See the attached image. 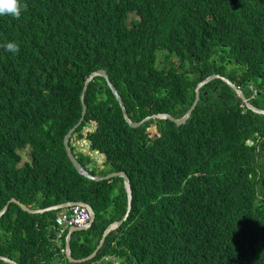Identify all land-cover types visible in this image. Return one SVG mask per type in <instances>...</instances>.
<instances>
[{
  "label": "trees",
  "instance_id": "obj_1",
  "mask_svg": "<svg viewBox=\"0 0 264 264\" xmlns=\"http://www.w3.org/2000/svg\"><path fill=\"white\" fill-rule=\"evenodd\" d=\"M21 3L19 19L0 16V209L12 197L30 208L88 203L95 220L70 235V255L82 258L127 205L120 177L90 180L64 149L86 77L103 68L133 121L182 116L200 79L217 73L232 80L238 67L264 92V0ZM8 42L19 45L17 54L2 47ZM199 93L185 123L158 119L153 132L152 119L129 127L104 78L94 76L69 145L74 150L73 140L97 122L85 138L105 155V167L89 172L127 174L128 217L93 259L71 263L63 251L67 230L56 237L60 210L33 214L10 203L0 217V255L19 264H264V116L240 107L221 79ZM23 148L30 161L20 165ZM77 153L81 165L93 161Z\"/></svg>",
  "mask_w": 264,
  "mask_h": 264
},
{
  "label": "water",
  "instance_id": "obj_2",
  "mask_svg": "<svg viewBox=\"0 0 264 264\" xmlns=\"http://www.w3.org/2000/svg\"><path fill=\"white\" fill-rule=\"evenodd\" d=\"M93 76H101L104 78L106 84L108 85V87L111 89V91L113 92V95H115V98L121 108L122 111V116L125 120V122L129 125V127L131 128H137L140 125H142L145 121L153 118V119H169L170 121L174 122L176 125H181L183 123L186 122V120L189 118L192 110L195 108L196 104L198 103L199 99H200V93H199V89L206 83H208L209 81L213 80V79H221L222 81H224L226 84H228L231 89L235 92L236 96L239 98V100L243 103L244 107L246 109H249L250 111L259 114V115H263L264 114V109H260L255 107L254 105H252L248 98L244 95V93L233 83L231 82L229 79H227L224 76H221L217 73H211L210 75H208L207 77L199 80L194 88V92H195V97L191 103V105L189 106V108L186 110V112L179 118H175L173 116H171L170 114L167 113H157V114H152V115H148L145 116L144 118L138 120V121H133L131 120L128 115L127 112L125 110L123 101L120 97V95L118 94L116 88L112 85L110 78L108 76V74L106 73V71L104 69H97L93 72H91L90 76L87 78L86 82L83 85L81 94H80V102H81V116L79 117L78 121L67 131V133L64 135L63 137V145H64V149L66 151V155L69 159V161L72 163L73 167L76 169V171L83 175L84 177L90 179V180H94V181H101V180H110L111 178L114 177H120L123 180V186L125 188L126 194H127V205H126V211L125 214L121 217V219L116 220L111 222L110 224L107 225V227L104 229L102 236L98 242V244L96 245V247L93 249V251L82 258H73L70 255V234L74 231H78V230H86L88 229L91 224L93 223V221L95 220V213L92 209V207L83 202V204H85L86 206H88L89 208V216L90 219L88 221L87 224L83 225V226H74V227H69L67 230V234L65 237V242H64V254L66 259L71 262V263H81V262H85L87 260H91L94 258V256L97 254L98 250L100 249V247L103 245V242L105 240V237L107 235L108 232H110L111 230H114L116 228H118L122 222L124 220H126V218L129 215V212L131 210V200H132V192H131V186H130V180L129 177L127 176V174L124 171H112L109 173H106L104 175H93L89 172L90 168L93 166V162H89L86 165H81L76 157L78 156V153L73 152L70 149L69 146V139L71 137V135L74 133V131L76 130V128L80 125V123L83 121L84 119V115L86 112V104L84 102V95H85V91H86V87L88 84V81L93 77ZM148 130H150V127H147ZM154 129V128H152ZM153 131V130H152ZM155 131V130H154ZM153 131V132H154ZM96 152H98L96 150ZM16 203L23 211L29 212V213H43L44 211H49V210H56V209H61V208H66L70 205H72L74 202H64V203H60V204H55V205H51L48 207H44V208H35L32 209L29 206L24 205L23 203H20V201H18L16 198H10L5 204L4 206L0 209V217L5 213V211L8 209V206L10 203ZM0 260L8 263V264H18L15 260L10 259L8 257L2 256L0 255Z\"/></svg>",
  "mask_w": 264,
  "mask_h": 264
},
{
  "label": "clouds",
  "instance_id": "obj_3",
  "mask_svg": "<svg viewBox=\"0 0 264 264\" xmlns=\"http://www.w3.org/2000/svg\"><path fill=\"white\" fill-rule=\"evenodd\" d=\"M22 10H26V5H24V4H22L21 3V0H0V16H4V15H7V16H11V17H13L14 19H19L20 18V16H21V12H22ZM134 17H136V16H134ZM2 47H4V49L6 50V51H8V52H11V53H13V54H17L18 52H19V45L16 43V42H8V43H6V44H4V45H2ZM170 54V53H169ZM172 55V54H171ZM169 57H170V55H169ZM173 57V56H172ZM172 57H170V58H172ZM175 58V57H174ZM158 60H161V61H163V59H162V54L161 53H159L158 54ZM157 60V61H158ZM179 65V64H178ZM100 69V68H99ZM101 69H103V68H101ZM93 72V71H92ZM91 74V73H90ZM90 74L86 77V79H85V82H86V80H87V78L90 76ZM94 77V76H93ZM92 77V78H93ZM207 77V76H206ZM92 78L90 79V80H92ZM103 78V77H102ZM205 78V77H204ZM89 80V81H90ZM201 80V79H200ZM89 81H88V83H89ZM84 82V83H85ZM106 83V82H105ZM88 85V84H87ZM113 85V84H112ZM108 86V85H107ZM114 86V85H113ZM87 88V87H86ZM195 88V87H194ZM117 90V89H116ZM200 90V89H199ZM118 92V91H117ZM113 93V92H112ZM115 96V95H114ZM122 99V98H121ZM124 104V103H123ZM243 103L240 101V105H242ZM240 107H242V106H240ZM256 107V106H255ZM243 108H245L244 107V105H243ZM126 110V109H125ZM86 113V112H85ZM158 113H166V112H158ZM154 114H157V113H154ZM168 114V113H167ZM150 115H152V114H150ZM81 116V115H80ZM85 116V115H84ZM148 116V115H147ZM181 117V116H180ZM144 118V117H143ZM176 118V117H175ZM179 118V117H178ZM152 120H153V122L152 123H156V121L158 120V119H153V118H151ZM150 120V119H149ZM169 120V119H168ZM78 121V120H77ZM148 121V120H147ZM146 122V121H145ZM144 122V123H145ZM81 124V123H80ZM151 124V123H150ZM97 127V122L96 121H90V123L87 125V126H85V128L83 129V131L85 132V135H86V133L87 132H90V131H93L95 128ZM150 131V130H149ZM153 131H154V129H153ZM154 132H156V130L154 131ZM73 135V134H72ZM71 135V136H72ZM79 140V139H78ZM69 141H70V139H69ZM69 141H68V143H69ZM70 146V145H69ZM90 146V142H89V144H88V147ZM71 149V148H70ZM73 152H75L74 150H72ZM95 154H97V155H100L102 158H103V160H102V162L103 161H105L106 160V158H105V155L103 154V153H101V152H99L98 150V152H96V150H92ZM77 153V152H76ZM92 159H94L93 157H91ZM78 161V160H77ZM91 162V161H90ZM93 162V161H92ZM89 163V162H88ZM87 163V164H88ZM94 167V162H93V166L91 167V168H93ZM90 168V169H91ZM109 173V172H108ZM104 175V174H103ZM102 181V180H101ZM109 181V180H108ZM13 198V197H12ZM19 201V200H18ZM66 202H74L72 205H70V206H68V207H66V208H61V209H56V210H60L58 213H57V215H56V218H55V224H56V227H57V232L59 233V235L61 234V233H63L64 232V230H68V228L69 227H74V226H61V225H59L58 223H57V218H59L61 215H63V214H70V208L73 206V205H75V204H81V205H83V206H86L85 204H83V202L82 201H66ZM12 203V202H11ZM21 203V202H20ZM62 203H64V202H62ZM86 203V202H85ZM58 204H60V203H58ZM88 204V203H87ZM25 205V204H24ZM55 205V204H54ZM4 206V205H3ZM27 206V205H26ZM9 207V206H8ZM48 207V206H47ZM88 207V206H87ZM32 209H35V208H32ZM89 209V208H88ZM93 209V208H92ZM94 211V210H93ZM6 212V211H5ZM45 212V211H44ZM89 219H90V216H89ZM88 223V222H87ZM86 223V224H87ZM83 226V225H82ZM76 227V226H75ZM60 229H63V231L62 232H60ZM112 231V230H111ZM109 233V232H108ZM107 233V234H108ZM67 234V233H66ZM71 235V234H70ZM65 237H66V235H65ZM64 242H65V238H64ZM63 251H64V249H63ZM18 263V262H17ZM19 264V263H18Z\"/></svg>",
  "mask_w": 264,
  "mask_h": 264
},
{
  "label": "flooded vegetation",
  "instance_id": "obj_4",
  "mask_svg": "<svg viewBox=\"0 0 264 264\" xmlns=\"http://www.w3.org/2000/svg\"><path fill=\"white\" fill-rule=\"evenodd\" d=\"M169 55H170V57H172L171 54H169ZM158 61H161V60H158ZM226 63H227V67H230V68H227V70L230 71L232 69V65H231L230 60H228ZM230 75L233 77V79L232 80L229 78H227V79H229L231 82H233L244 93V95L248 98L249 102L254 106H256V104H260L261 106H259V107L256 106V107L260 108V109H264V92L262 90H257L254 87L253 79L250 76H249V78L244 79V77L241 75V67L236 68V70L231 72ZM224 77H226V76H224ZM150 106H151L150 101L147 100L144 103V107L146 109H149ZM262 116H264V114ZM153 124L155 125L154 130H156V128H157L156 123H151L148 125V127H150V131L153 130L151 128V126ZM93 162H94V167H96L98 170H101L105 167V161H103L102 164L98 165L95 158H94ZM120 171H123V170H120ZM110 172H112V171H110Z\"/></svg>",
  "mask_w": 264,
  "mask_h": 264
},
{
  "label": "built area",
  "instance_id": "obj_5",
  "mask_svg": "<svg viewBox=\"0 0 264 264\" xmlns=\"http://www.w3.org/2000/svg\"><path fill=\"white\" fill-rule=\"evenodd\" d=\"M243 108V104L240 105ZM70 214H63L57 218V223L61 226H82L89 221V209L87 206L75 204L70 208ZM63 229H60L62 232Z\"/></svg>",
  "mask_w": 264,
  "mask_h": 264
},
{
  "label": "rangeland",
  "instance_id": "obj_6",
  "mask_svg": "<svg viewBox=\"0 0 264 264\" xmlns=\"http://www.w3.org/2000/svg\"><path fill=\"white\" fill-rule=\"evenodd\" d=\"M132 16H133V15H132ZM130 19H131V17L128 18V22H129ZM227 68H230V67H227ZM227 68H226V69H227ZM212 90H213V89H212ZM257 106H258V105H257ZM258 107H259V106H258ZM154 127H155V125L153 124V125L151 126V128H154ZM83 135H84V137H83L82 139H79V140L74 139V140H73L72 145L75 147V148H74V151H75V152H83V153H85V154H88V155H90L91 157L95 158V160H96V162H97L98 165L102 164V163H103V162H102L103 158H102L100 155L95 154V153L90 149V147H88L89 141L86 140V138H85L86 135H85V132H84V131H83ZM28 151H29L28 148H23V149H20V150H19V153L21 154V157H22L20 165L23 164V163H25V162H29V161H30L29 156H28ZM80 235H81V238H83L84 235H86V234H85V232L83 231V233H80ZM56 237H57V238L59 237V233H58V232H56ZM115 264H117V263H115Z\"/></svg>",
  "mask_w": 264,
  "mask_h": 264
},
{
  "label": "bare ground",
  "instance_id": "obj_7",
  "mask_svg": "<svg viewBox=\"0 0 264 264\" xmlns=\"http://www.w3.org/2000/svg\"><path fill=\"white\" fill-rule=\"evenodd\" d=\"M190 1V0H189ZM180 5V4H179ZM215 27V26H214ZM204 35V34H203ZM192 42V41H191ZM212 46V45H211ZM210 52V51H209ZM209 54V53H208ZM24 65H26V64H24ZM20 69V68H19ZM238 122V121H237ZM237 127V126H236ZM200 130V129H199ZM202 130V129H201ZM214 134V133H213ZM203 135H205V134H203ZM211 135V134H210ZM198 151V150H197ZM25 201V200H24ZM28 202V201H27ZM44 202V201H43ZM35 220V219H34ZM41 225H43V224H41ZM16 227V226H15ZM132 253V252H131ZM51 255V254H50Z\"/></svg>",
  "mask_w": 264,
  "mask_h": 264
}]
</instances>
